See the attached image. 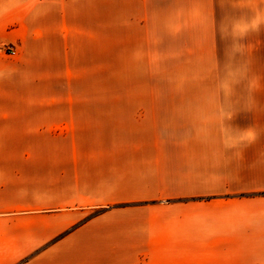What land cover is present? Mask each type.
<instances>
[{
    "label": "crops",
    "instance_id": "crops-1",
    "mask_svg": "<svg viewBox=\"0 0 264 264\" xmlns=\"http://www.w3.org/2000/svg\"><path fill=\"white\" fill-rule=\"evenodd\" d=\"M238 102L65 100L72 109L59 113L58 101H48L2 116L4 138L42 141L48 161L37 169L41 184L28 201L43 204L33 216L40 225L21 232L13 247L1 223L9 212L1 207L0 264H264V198L231 196V180L250 172L264 189V141L256 164L234 162V140L249 131L248 117L256 124L264 118V108ZM119 107L129 108L123 111L131 121L122 120ZM139 136L149 143L127 144ZM256 136L264 140V130ZM184 178L208 179L209 192L169 195L170 180ZM136 179L150 181L145 198L132 189ZM180 198L191 199L171 201ZM140 202L144 209L114 208Z\"/></svg>",
    "mask_w": 264,
    "mask_h": 264
},
{
    "label": "rangeland",
    "instance_id": "rangeland-1",
    "mask_svg": "<svg viewBox=\"0 0 264 264\" xmlns=\"http://www.w3.org/2000/svg\"><path fill=\"white\" fill-rule=\"evenodd\" d=\"M218 98L264 108V0H0V119L48 101H58L59 113H65L72 109L65 100L129 105ZM117 101L121 103H113ZM118 109L123 121L132 120L123 111L129 108ZM257 121L248 117L249 131L244 126L234 140L239 145L235 167L261 158L258 142L264 140L256 135L264 130V118L260 115ZM1 130L0 124V210L9 212L1 223L10 229L13 247L21 232L40 225L33 216L43 211V204L28 201L41 184L37 169L48 161V154L42 152V141L7 139ZM127 140L128 145L149 143L144 136ZM186 140L195 149L194 139ZM250 174L231 180V196L264 198L258 178ZM132 182L141 197L150 193L148 179ZM157 182L154 195L161 189ZM170 182L169 195L210 190L208 179ZM145 206L123 203L114 208ZM105 211L108 208L91 215Z\"/></svg>",
    "mask_w": 264,
    "mask_h": 264
}]
</instances>
